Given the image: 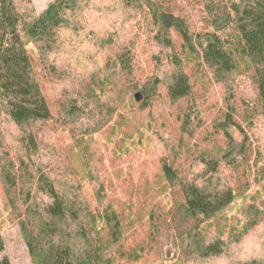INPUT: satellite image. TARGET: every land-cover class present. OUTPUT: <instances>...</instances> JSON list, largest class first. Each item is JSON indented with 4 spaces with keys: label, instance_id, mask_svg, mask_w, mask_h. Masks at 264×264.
Listing matches in <instances>:
<instances>
[{
    "label": "trees",
    "instance_id": "1",
    "mask_svg": "<svg viewBox=\"0 0 264 264\" xmlns=\"http://www.w3.org/2000/svg\"><path fill=\"white\" fill-rule=\"evenodd\" d=\"M73 11L97 13L107 21V28L91 34L103 52V67L94 77L99 88L108 86L119 105L137 91L140 109L149 113L153 106L167 105L186 139L203 124L201 97L194 89L199 82L210 87V75L224 92V108L211 132L221 135L225 146L218 147L215 135L206 137L209 146L198 153L172 145L182 161L161 159L155 183L130 186V203H122L107 169L94 165L90 137L75 134L71 117L79 113H71L73 97H56L51 90L72 53L65 33ZM117 14L136 17L138 33L154 50L153 68L143 81L134 45L110 30L108 21ZM242 84L254 89L253 99L236 97ZM91 90L79 83L72 92ZM236 100L247 118L264 115V0H51L41 12L32 0H0V195L8 212L5 222L18 226L31 263L139 264L176 242L194 260L222 257L226 243L241 238L239 220L231 232L210 241L205 231L235 201L226 169L240 172L248 161L246 137L238 143L231 132L243 133L235 120ZM112 102L99 105L107 118L116 112ZM117 118L113 135L126 141L130 131L124 117ZM66 138L71 143L62 146ZM167 199L170 209H165ZM139 228L145 230L143 245L129 241ZM236 264H264V254Z\"/></svg>",
    "mask_w": 264,
    "mask_h": 264
},
{
    "label": "rangeland",
    "instance_id": "2",
    "mask_svg": "<svg viewBox=\"0 0 264 264\" xmlns=\"http://www.w3.org/2000/svg\"><path fill=\"white\" fill-rule=\"evenodd\" d=\"M50 1L32 0V3L36 11L41 12ZM67 16L69 27L65 37L68 39L69 48H66L72 53H69L70 59L63 63L65 67L59 74L57 82L50 84L51 90L56 97H73L74 108L71 113L76 109L79 113L77 118L71 117L75 134L78 137L80 135L90 137L94 165L96 169H107L114 186L116 184L119 187L116 193L122 197L120 199L122 203H130L127 198L132 190L130 186H136L143 182L155 183L158 179L161 159L165 158L169 162H175L177 159L182 161V158L179 159L178 154L176 155L170 148L172 145L174 150L187 145L194 153H198L209 146L206 137L215 135L214 139L218 147L225 146L221 135L211 132L212 122L219 118V111L224 108V92L219 84L211 80L210 75H208L212 84L210 87L199 82L197 88L194 89L195 97H198V94L201 97L198 104L201 106L203 124L197 128L193 138L186 139L177 131L175 114L169 116L170 113H174V110L169 109L167 105L153 106L149 113L148 110L140 109L143 99L137 101L134 98V95L139 92L135 91L128 97L126 96L124 101L127 105H119L114 102V96L108 86L105 90L99 88L98 81H95L94 77L103 67V52L96 47L92 33L107 28L103 25L107 21L104 16L97 13L91 15L87 13L84 16L73 11ZM129 16L131 15L126 14L123 17L117 14L110 17L108 22H110L109 25L111 24L110 30L118 34L120 41L134 45L138 52L137 76L140 81H143L149 75V69L153 68L150 57L154 50L146 43L143 32L138 33L136 17L127 19ZM192 18L197 22L196 27L200 28L201 25L195 14H192ZM79 83L88 84L92 89L91 92L79 94L72 92L75 87L79 86ZM252 89L248 84H242L236 92L238 94L236 97L253 99L255 96ZM108 99L113 101V107L116 109L111 118H107V114L99 108V105ZM239 106L240 103L236 100L235 120L239 119L237 122L239 121L243 133L238 129L231 130V132L236 142L248 141L250 145L248 161L244 163V166H241L240 172L232 173L226 169L225 173L235 189L236 198L223 216L206 227L205 236L206 240L210 241L215 237L214 235L222 231L226 235L231 232L232 223L239 220L236 231H242L241 238L233 239L234 242L231 243L227 242V249L222 257L206 261L194 260L191 256L189 257L188 252H184L178 242L164 244L161 254H159V250L155 249L148 261L149 264H236L246 258L252 259L264 254V115L258 113L254 119L247 118L246 112L242 107L239 110ZM116 114H121L124 117L122 120L126 122L125 125L130 131L131 137L126 138V141L119 140V133L113 135V127L120 122ZM127 128L125 127V129ZM64 137L68 136L64 135ZM70 143L71 141L66 138L61 145L66 146ZM121 180L128 182L132 180V182L126 185L121 183ZM120 186H129V191L124 193V189ZM1 200L0 195V224L4 223L0 228V234L4 239V250L0 252V261L7 259L9 264H32L18 226L16 223L5 222L8 212L2 209ZM140 200L143 201V199ZM136 201L135 198V204ZM164 202L167 203V208H164L170 209L171 201L167 199ZM247 216L250 218L246 219ZM250 222L256 223L255 226L251 228ZM136 232L129 237V241L143 245L145 230L139 228ZM148 262L139 264H148Z\"/></svg>",
    "mask_w": 264,
    "mask_h": 264
},
{
    "label": "water",
    "instance_id": "3",
    "mask_svg": "<svg viewBox=\"0 0 264 264\" xmlns=\"http://www.w3.org/2000/svg\"><path fill=\"white\" fill-rule=\"evenodd\" d=\"M134 98L138 101L141 99V95L139 93L134 95Z\"/></svg>",
    "mask_w": 264,
    "mask_h": 264
}]
</instances>
